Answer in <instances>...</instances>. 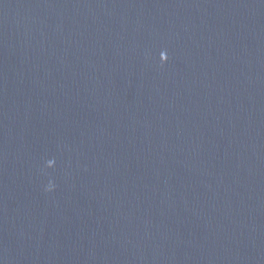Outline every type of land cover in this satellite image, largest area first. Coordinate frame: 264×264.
<instances>
[{
  "label": "water",
  "instance_id": "water-1",
  "mask_svg": "<svg viewBox=\"0 0 264 264\" xmlns=\"http://www.w3.org/2000/svg\"><path fill=\"white\" fill-rule=\"evenodd\" d=\"M0 264H264V0H0Z\"/></svg>",
  "mask_w": 264,
  "mask_h": 264
}]
</instances>
